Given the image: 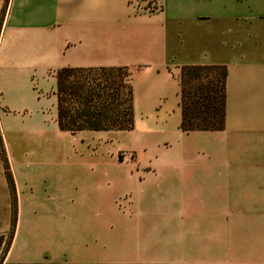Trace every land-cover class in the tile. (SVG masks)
<instances>
[{
	"label": "crops",
	"instance_id": "0c3cea01",
	"mask_svg": "<svg viewBox=\"0 0 264 264\" xmlns=\"http://www.w3.org/2000/svg\"><path fill=\"white\" fill-rule=\"evenodd\" d=\"M188 66L223 130L181 129ZM63 68L126 70L134 128L62 131ZM0 97L4 264H264V0H0Z\"/></svg>",
	"mask_w": 264,
	"mask_h": 264
},
{
	"label": "trees",
	"instance_id": "16d2710c",
	"mask_svg": "<svg viewBox=\"0 0 264 264\" xmlns=\"http://www.w3.org/2000/svg\"><path fill=\"white\" fill-rule=\"evenodd\" d=\"M226 75V68L183 67L181 129L184 132L224 129ZM57 79L62 131L78 134L134 128L132 89L126 70L63 68L57 72ZM9 179L12 185V178ZM11 240L5 242L0 238V250L5 242L0 264H4Z\"/></svg>",
	"mask_w": 264,
	"mask_h": 264
},
{
	"label": "rangeland",
	"instance_id": "374dc122",
	"mask_svg": "<svg viewBox=\"0 0 264 264\" xmlns=\"http://www.w3.org/2000/svg\"><path fill=\"white\" fill-rule=\"evenodd\" d=\"M96 78V77H95ZM99 79V78H98ZM100 79H103V77H100ZM95 80V79H94ZM98 81V80H96ZM96 85H98V83L96 82ZM83 138H78V137H75L74 140H73V146H75V149L77 148H80V146L84 145L83 143ZM79 155H77L76 153L74 154V165L75 166H79L80 164L78 163L79 161ZM160 239L156 238L155 239V242L156 243H159Z\"/></svg>",
	"mask_w": 264,
	"mask_h": 264
},
{
	"label": "built area",
	"instance_id": "2783aa9c",
	"mask_svg": "<svg viewBox=\"0 0 264 264\" xmlns=\"http://www.w3.org/2000/svg\"><path fill=\"white\" fill-rule=\"evenodd\" d=\"M157 5H159V2H157ZM1 98V97H0ZM121 159H131L133 157V154L130 151L123 150L119 153Z\"/></svg>",
	"mask_w": 264,
	"mask_h": 264
}]
</instances>
